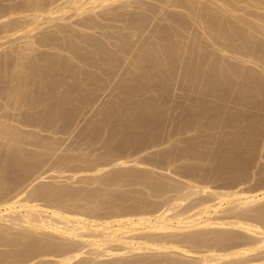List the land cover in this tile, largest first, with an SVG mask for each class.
I'll return each instance as SVG.
<instances>
[{
    "label": "bare ground",
    "instance_id": "obj_1",
    "mask_svg": "<svg viewBox=\"0 0 264 264\" xmlns=\"http://www.w3.org/2000/svg\"><path fill=\"white\" fill-rule=\"evenodd\" d=\"M16 1L9 4L10 11L6 9L7 3L6 8L4 7V10L9 11L12 17L7 14L9 18H6L4 10L1 11L3 15L0 13L3 16V20L2 16L0 17V52L4 47L0 53V96L4 94L7 97L12 93L11 97L14 95L16 97L13 100L8 96L11 101H7L6 98L7 102L5 99V103L0 102L2 103L0 116H3L0 120L4 118L0 123V137L10 136L14 121L24 126L43 127L57 121L71 119L80 110L77 109V104L80 108L81 105L86 104L89 97L83 84L74 82L85 81V76L87 80L89 76L94 79L92 75L94 72L98 74L97 71L101 72L100 76L102 74L108 78V76L120 74V71L131 75L139 70L137 72L140 74L137 75L140 76H138L140 82L136 84L141 83L148 89L155 82L157 84L155 83L154 86L158 85L163 89L172 77L182 75L178 78H183L185 87L192 91L194 88L198 90L201 88L209 95L224 97L225 101L228 96L233 99V92L232 96L231 94H227L226 98L224 96L230 87L229 91L237 86L240 87L238 83L235 86L237 81L235 79L234 82L233 79L237 78L239 82V78L244 77L248 88L240 89L244 91L237 93L244 94V97L261 95L263 99L258 96L257 100L264 101V77H262L264 75L262 74L264 72V14H256L262 10L264 13V7L260 6V8L257 3L258 7L255 6L257 12L253 8V13L251 9L248 12L245 11V5L241 4H249L246 2L248 0ZM252 1L263 3L264 0ZM131 9L134 10L131 11ZM23 11L25 13L21 15ZM189 19H197L196 27L199 30L195 28L201 33L194 29V36L191 32L189 34L188 31L192 29L193 32L194 28L190 25L191 23L189 24ZM106 20H115L119 24L110 27L102 22ZM74 25L79 26L80 29L76 30L77 27L74 29ZM107 29L111 30L107 32ZM95 30L104 39L100 36L95 37L96 34L94 37L89 35L92 32L97 33ZM186 34H189L190 38ZM89 45L92 50H89L90 48L89 51L83 50ZM206 47H210L212 51L201 52V49H207ZM45 48L50 50V52L46 51L49 53L46 56L43 55L44 52L39 53ZM36 51H39L40 57L42 55L44 57H38ZM214 53L218 55V59L213 58L216 57ZM9 56L16 58L12 62L10 60L12 57ZM8 57L10 63L7 62ZM225 57L231 58L230 61L233 58L236 62L229 61V63ZM69 59H75L74 62L78 63L74 65ZM39 60L45 62L46 68L38 65ZM35 63L39 66L38 69ZM247 63L256 65L261 71L257 69L255 70L258 72L255 71V66L253 71L246 65ZM86 67H91L94 71L88 70V73L82 76L84 79H79L81 78L79 76L84 73L82 70L89 69ZM39 68L44 71L42 72ZM61 73L66 76L62 78L64 81L61 79ZM59 75L61 76L58 77ZM6 78L10 79L6 80ZM67 78H73L70 80L73 84H66ZM129 78L132 80V77ZM95 83L93 90L99 91ZM65 84L68 85L66 88ZM138 86L126 84L125 87H128V91L133 88L130 91L131 94L132 92L135 94ZM101 88L103 90V87ZM206 92L203 93L206 94ZM237 93H234V100ZM259 97L261 99H258ZM2 98L1 96L0 99ZM52 98H56L53 99L55 102L65 101L63 99L66 98L68 101L66 100L64 105L62 103L58 105L60 103L58 101V106L55 104L56 106L53 107L52 103L50 108L47 106L46 109L42 107L40 110H31L32 113L29 115L25 112L23 115L20 109L21 115L18 114L20 107H17V104H21L20 106L26 104L36 109L38 105ZM236 99L239 103L238 100L245 98ZM53 100L50 101L54 102ZM223 100L221 101L224 102ZM251 101L246 103L249 104ZM149 102L148 100V102L143 101L134 105L131 103L128 107L121 104L125 107L123 109L121 106L122 110L118 109L119 107L116 109L112 104L106 114L119 119L127 117L128 125L133 124L138 129H144L149 135L147 130L151 131L154 118L161 112V106L158 103L155 105V102L153 104ZM256 102L253 101V103ZM263 103L259 104L260 109ZM209 104L201 105L203 111L211 110L212 106L218 105L216 103L209 106ZM14 106L16 111L12 110ZM23 106L21 108L24 109ZM135 107L141 109L137 112L138 114L135 112ZM196 110L199 111V109ZM196 110L194 111L197 114ZM13 111L15 114L18 112L17 115H13ZM212 111L215 110L212 109ZM234 114L237 119V114L233 113L229 114L230 120ZM5 118H8V121ZM227 119H224V123ZM220 121L223 122L221 119ZM229 121L227 123H230ZM250 123L253 125L252 122ZM224 125L228 127L227 124ZM16 129L14 128L13 131L19 135L20 130ZM16 135L15 137L18 136ZM230 136H225L227 139L229 137L228 140L221 137L217 141L219 146L226 141L230 142L229 156L232 158L231 161L235 159L239 165L237 169L231 171V174H228L229 178H232L228 179L232 180L230 183L232 187L234 186L232 189L211 188L209 185H199L190 179L185 182L175 181L173 175L170 176V171H168L169 176H155L153 170L137 171L130 167H144L141 161L128 160L121 155L113 154L97 165L94 163V166L82 167L84 163L82 162V165L78 163L81 165L77 167L78 170L91 173L80 178L84 182L98 184L100 187L83 189L58 183H46L42 182L46 176L38 173L37 169L29 171L28 169L33 167L28 168V166L33 164L34 167L42 168V160L45 161L51 154L53 144L43 145L34 134L31 141L30 138L27 141L32 145L41 143L44 148L30 153L31 155L28 153L27 156L23 154L24 150L21 151L22 143H26L25 137L21 135V138L15 140L13 136V141L6 142L8 148L15 146L11 154L0 151V247L5 248L3 251L0 250V264H264V189L252 191L240 185L246 179L240 171V167L247 162L242 155L245 145L242 144L244 147L241 148V141L245 139L242 140L239 137L241 139L239 141L238 136L236 138L233 136L231 140L239 141L235 142L230 141ZM128 141L135 143L136 138ZM6 143H1L0 149L3 146L4 150L8 151L5 149ZM250 145L248 147H252ZM192 149L186 151L187 156L191 154ZM235 160H233L234 163H236ZM60 161L63 164L64 159ZM72 170L73 172L67 175V180L77 176V169ZM60 171L54 170L49 173L60 174L65 170ZM229 181L226 183L229 184ZM108 185L113 186L111 188ZM121 185L128 187L140 185V190L119 191Z\"/></svg>",
    "mask_w": 264,
    "mask_h": 264
},
{
    "label": "rangeland",
    "instance_id": "obj_2",
    "mask_svg": "<svg viewBox=\"0 0 264 264\" xmlns=\"http://www.w3.org/2000/svg\"><path fill=\"white\" fill-rule=\"evenodd\" d=\"M12 1L0 0V3H1L0 8H2V9H0L1 14L3 13L1 11L4 10V7L6 8V5H5L6 3L8 5L6 9L10 11V8L8 9V7H10L9 4L17 2L16 0H15L16 2H14V0H12ZM43 1H45V0H43ZM39 2H40V0H39ZM246 2H248L249 4H247V3H244V4L241 3V4L245 5V11L247 10V12L251 9V11L254 13L253 8H254V10L256 9V12H257L256 7H258V6L264 7V1H263V3H260L257 1L255 2L252 0L251 1L248 0ZM251 2L252 3L254 2V3L252 4ZM256 3L258 6L256 5ZM54 4H56V3H54ZM259 4H261V5H259ZM238 5H240V3ZM252 5H254V7ZM247 8H249V9H247ZM6 9L4 10L5 17L7 14H9V11H7ZM133 10L131 9V11H133ZM24 13L25 12L23 11V13L22 14L20 13V14L23 15ZM28 13H30V12H28ZM258 13L264 14L263 10L258 11L256 14H258ZM17 14H19V13L17 12ZM2 15H0V17ZM9 15H7L6 18H9L8 17ZM127 15H129V14H127ZM13 16H15V15H13ZM5 17H4V19H5ZM244 17L248 18L247 16H244ZM2 20H3V16H2ZM195 20L197 21V19H194V20L189 19L188 20L189 24L191 23L190 25L192 26V28L194 27L193 32H192V29H190L188 31L189 34L192 33L193 36H194V29H195V31H197V29H198V27H196L197 25H196ZM0 21H1V19H0ZM102 22L106 23L110 27L119 24L115 20H109V21L106 20V21H102ZM66 23H65V25H66ZM76 27H77V25H74L73 28L75 29ZM78 27L76 30L80 29ZM97 30H95V31L97 32ZM107 30L106 31L109 32V30H111V29H107ZM188 32H185V33H188ZM197 32H200V31H197ZM92 33H94V34H92ZM92 33L89 35L90 36L93 35V37H94V35L96 34L97 36L95 35V37H97V38H99V36L103 37L99 34V32H97V33L92 32ZM146 33H148V31ZM197 34H199V33H197ZM188 35L186 34L187 37H188ZM195 35H196V33H195ZM188 38H190V35ZM101 39H98V40L101 41ZM103 39H104V37H103ZM102 41L105 42L104 40H102ZM4 46H7V45H4ZM211 47H213V46H211ZM2 48H4V47H2ZM2 48H1L0 53H2ZM206 48L207 49H204V50L201 49V52H205V53L207 52L208 53V51H210V50L212 51V49L210 47H206ZM208 48H210V49H208ZM85 49L87 51L92 50L90 45H89V47L86 46L85 48H83V50H85ZM73 50H75V49H73ZM76 50L81 51L82 49L81 50L76 49ZM46 51L50 52L49 49L46 50V48H45V49H41L40 52L36 51V54L38 57H40L39 53L44 52V54L43 53L42 54L46 56L47 54H49ZM3 53H4V51H3ZM186 55H189V54L186 53ZM215 55H216V57H213V56L212 57L215 59H218L219 58L218 55L216 53H214V56ZM42 56L40 58L44 57V56L43 57ZM9 57H12V56H9ZM9 57L7 59V62L10 63ZM15 58L12 57V58H10V60L12 61ZM226 58L227 57H225V60L228 62L231 59V58H229V59L228 58L226 59ZM215 59H213V60L217 61ZM69 60L74 65H76L78 63L77 61L74 62L75 59H69ZM234 60L235 59L232 58V61H230V62L235 63L236 60L235 61ZM38 62L39 63L41 62L40 64L38 63L39 66L41 65L42 67L46 68L45 62L40 61V60ZM35 64L37 65V63H35ZM38 65L36 66L37 69L39 67ZM246 65L249 66L252 70H253V66H255L254 70L257 69L259 72L261 71L256 65H251V64L249 65L248 63ZM181 67H183V66H181ZM86 68H89V69H87V70L83 69L82 72L84 71V73H83V75L81 74V76H79V77H81L79 79H82V78L84 79V77H82V76H84V74H87L88 70L90 71V69H91V67H86ZM40 69L42 72L44 71V69L39 68V70ZM257 70H255V71H257ZM93 71H94V69L90 72H93ZM137 71H139V70H136L135 71L136 73H133L131 75L126 74L125 71H122V73L120 71V74L117 73L113 77L108 76V78L101 74V76H103L102 79L100 76L101 72L99 73V71H97L98 74L94 72V74L92 75V77L94 76V79H96V80L99 79L97 82H96V80L92 79L91 76H89L88 80H87V76H85L86 77L85 81L81 80V82H79L78 80H76V82H74V83L78 82V83H81V85L83 84L82 86L87 89V91H88L87 95H89V97L87 98L86 104L84 103L83 105L80 106V108H78V104H77V109L78 110L80 109V110L77 111L75 113V115H73V117H71V119L68 118V121L67 120H61V121H57L56 123H53V124H47V126L44 125L43 127L42 126L40 127V125L39 126H33V125L24 126L22 124H18L17 121H14L15 124H13L14 126L12 127L11 119L8 116V118L10 119L9 121L11 123V127H12L11 129L14 130V128L15 129L18 128L20 130V132H19L20 136L18 134L17 135L20 138H21V135L25 137L24 140L26 141V143L25 144L22 143L23 145L21 144L22 145L21 151L24 150V151H22L23 154H27V156H28L30 153H35V152L43 150V148H44L43 145H49L51 143L53 144L52 150L50 152L51 154L47 156V158L49 160L46 158V160H48V161L42 160L43 165H42V163L39 164L40 166L42 165V168L36 167V166L34 167L33 164L32 165L29 164L28 168L30 166L33 168H31V169L29 168L28 170L32 171V169H35V170L37 169L36 171L38 173H42L43 176H46V178L42 182L58 183V184H62V185H68V186H71L74 188L92 189V188L100 187V185L94 184V183L89 184L87 182H84L83 179L80 177L88 175L90 173V171L89 172L87 171L88 172L87 173L86 170H83V171L81 170L82 171L81 172L80 170H78L79 168H77V167H79V166L81 167V165L83 163L84 164L82 167L94 166V163H95V165H97V163L108 159L109 157H111V154H113V155H121L124 159L139 160V162L141 161L142 165L144 167H142V166H141L142 168H140V166L138 168L137 167H130V168H133L134 170H137V171L153 170L155 176H157V175L158 176L159 175L169 176L170 173L168 171H170L171 172L170 176L173 175V179L175 181L185 182V181H188L190 179L192 182H195V183L197 182L199 185H209L211 188L213 187V188H218V189H221V188L222 189H232V188H234V186L232 187L230 185V183H232V180L229 181L231 177L229 178L228 174H231V171L233 169H237L239 167V165L235 159H233V160H235L236 163H234L233 160L231 161L232 158H230V156H229L231 153L230 142L226 141L221 146H219L220 144L218 142L221 137L226 138L228 135L229 136L232 135V136H230V141H235V139L234 140H231V139H233L234 137L236 138V136H238L237 138H239V137L242 138V140L245 139V141L244 140L241 141L240 138L238 139L239 141H241V145L242 144L245 145V147L242 145L241 148L243 149V147H244V149L242 150L244 153L242 155L245 156L244 157V158H246L245 161H247V162H245L244 166L240 167V169H241L240 171L243 172L242 174L245 175V177H246L245 181L243 180L244 182L240 185L241 186L243 185L242 187L244 189L248 188L252 191H256V190L259 191V189L260 190L264 189V186H262L264 184V107H263L264 103H263V106L261 104V109L259 106V104L264 102V101L259 100V102H258L257 97L258 96L262 97L261 95L257 96V94L256 95L254 94L252 96L246 95L244 97V94L242 95L240 93H237V92L244 91V90L241 91L240 89L247 90V88H248V83L244 77L239 78V82H238L237 78L233 79L234 82H235V79L237 81L235 83L236 85L235 84L234 85L237 86V83H238V85H240V87L237 86L238 87L237 88L233 85L232 87L233 88L235 87V88L231 89L229 91V89L231 88L230 87L231 85H230L229 86L230 88L228 87L229 89L226 91V94L224 96L226 98L227 94L230 95L233 92V97H232L233 99H231V97H229L227 95L229 98L227 97L226 101H225V100H223L224 97L221 98V97L216 96L215 94L209 95L208 92L201 89L200 86H199V88L201 90L200 89L198 90V88H196L197 89L196 90L194 88L193 91H192V89L190 90L188 87H185L183 78H181V77L178 78L179 76H182V75L175 76V78L177 77L176 79L172 77L167 82V84L165 85V87L168 85L166 88L164 87L165 89L160 88V86L158 87V85L154 86L156 82L151 87L152 89L150 87H149L150 89H148V87H143V85L141 83L136 84L139 81V77H140L139 75H137L138 73L140 74V72H137ZM66 73H68V72H66ZM63 74L64 73H61L62 76H63ZM262 74H264V72ZM61 75H59L58 77H60ZM67 75H69V74H67ZM62 76H61V79L66 78L65 75H64L65 77L64 76L62 77ZM95 76H97V77H95ZM135 76L136 77L139 76V77L136 78ZM0 77H1V75H0ZM129 77H132V80ZM262 77H264V75H262ZM121 78H122V81H121ZM135 78H136V80H135ZM8 79H10V78H8ZM8 79L6 78V80H8ZM71 79L73 80V78H71ZM71 79L67 78L68 81L66 82V84L70 83ZM33 80H36V79L33 78ZM116 80H117V82H116ZM128 80H130V81H128ZM87 81H88V83L86 84ZM114 81H115V83H114ZM71 82H73V81H71ZM127 82H129V83H127ZM241 82L242 83L244 82V83L241 84ZM94 83L96 84L95 86L97 87V90H99V91L95 90L96 91L95 92L93 90ZM99 83H100V85H99ZM119 83H120V86H119ZM66 84H65V88L68 86V85L66 86ZM71 84H73V83H70L69 85H71ZM126 84L127 85H134L135 84L136 86H138L139 84L140 85L138 86V88L136 87L137 89L135 88L137 90V91L134 90V91H136L135 94H133V92L131 94V91L133 90V88H132V90L130 89L131 91L130 90L128 91L127 90L128 87H125ZM231 84H232V82H231ZM244 85H245V87H244ZM101 87H103V90ZM118 87H120V89ZM89 88H91V89H89ZM186 88H188V89H186ZM236 88H237V91H236ZM125 90H127L126 93H125ZM195 90L197 91V93ZM202 90H203V92H206L207 95L205 93L201 92ZM90 91H92V92H90ZM228 91H229V93H228ZM234 93H237V94H235V97L237 95L236 98H238V99H240V97H241V99L245 98L244 99L245 101L244 100H238L239 103H237V99L235 98V100H234ZM10 94L13 96L12 93H10ZM10 94H8L9 98H13V100H15V98H16L15 95H14V97H11ZM128 94L130 95V97H128L129 96ZM238 94H239V96H238ZM123 95H126V96H123ZM1 96L3 98L0 99V102L5 103L6 98H7V101H11V99L10 100L8 99V96L5 97L6 95L4 96V94ZM230 96H232V94ZM253 96L256 98H254ZM125 97L126 98L128 97V98L126 99ZM260 97L258 99H261ZM216 98H219V99L216 100ZM249 98H250V100H249ZM4 99H5V101H4ZM53 99L55 100L56 98L49 99L48 101L50 104L48 103V101H45L46 103L45 102L41 103L40 105H38V107L36 109H34L35 107L30 108L26 104H23V105H25V107L22 105L24 107V109H23V108H21L22 106H20L21 104L20 105L17 104L16 106L20 107L19 109L18 108L17 109L22 110V112L20 110L19 113L18 112L17 113L20 114V112H21L23 115H25L23 113V112H25V113H27V115H29L32 113L31 110H33V111H35L37 109L40 110V109H42V107H44L46 109L47 106H48V108H50V105H52V103H53L52 106L54 107L57 105L58 101L60 102L58 105H61V103L62 104L65 103L66 100L68 101L67 98L63 99L65 101L57 100V102H55ZM129 99H131L132 101L130 102ZM262 99H263V97H262ZM50 100L51 101L53 100L54 102H51ZM148 100L150 101L149 103H151V104H153L155 102V105H156V103H158V105L161 106L160 114L156 115V116H158V117H156L157 120H156V118H154L155 121L153 120V122H152L153 123L152 128L154 127L153 130L151 127H150L151 131H149L150 129L147 130L150 133L149 135H147V132L144 131V129H141V128L138 129V127L137 126L135 127V125L133 126V124L132 125L129 124L130 125L129 126L128 125L129 121L127 120V117H124L126 120L124 118L119 119V117H116L117 118L116 119L115 117H111V116H108L106 114L107 110L110 107H112L111 106L112 104L116 109H117V107H119L118 109L122 110L121 104L127 105L125 107H128V106H131V103H132V105H134V104H139L143 101L148 102ZM221 100H223L224 102H222ZM113 101H115V102H113ZM126 101H127V103H126ZM128 101H129V105H128ZM230 101H234L236 104H234V102H230ZM242 101L245 105L244 104L242 105ZM249 101H251L252 104L251 103L247 104ZM253 101H255V102L257 101V102L253 103ZM203 103L206 105H208V103L213 104V105L217 103L218 105H217V107H216V105H214L215 107L212 106V109L215 110L214 112L213 111L211 112L212 109L203 111V107H202L204 105ZM0 104H2V103H0ZM210 104H209V106H210ZM124 105L122 106L123 109L125 108ZM206 105H204V106H206ZM251 105H253V106H251ZM16 106H14V109H12V108L11 109L15 110ZM82 106L85 109L81 108ZM198 106H199V108H198ZM193 107H194V109H193ZM200 107H202V109ZM195 108L199 109V111L201 110V114H199V111L196 110ZM134 109H136V111H135L136 114H138L137 112L141 111L140 107H135ZM257 109H259V110H257ZM194 110L197 111V114ZM11 113H12V111H11ZM17 113L15 114V112H14L13 115H17ZM233 113L237 114V119L235 118L236 115L234 114V115H232V118L230 120L229 116ZM244 114H245V117H244ZM247 114H249V115H247ZM219 115H220V117H219ZM233 116H234V119H233ZM1 117H3V116H0V118ZM215 117L219 118L218 119L219 122H217L218 120ZM222 117H223V119H222ZM227 117H229V119H227ZM8 118H5V119H7V121H8ZM225 118L227 120L224 123ZM2 119L4 120V118H2ZM2 119L0 120V123L3 121ZM121 119H123V120H121ZM220 119L223 120V122L220 121ZM232 119H233V121H232ZM243 119L245 121L244 122L245 127H244ZM248 119L250 122H252L253 125H251V123L248 121ZM253 119H255L258 124ZM234 120H235V122H234ZM125 121H127V122H125ZM228 121L230 123L231 122L232 123L231 124L227 123ZM247 121H248L249 125L247 124ZM3 123H6V122H3ZM209 123H211V125ZM222 123L227 124L228 127H226V125L223 126ZM215 124L217 126H215ZM17 125H18V127H16ZM19 125H22V126H19ZM126 125H128V126H126ZM218 126H219V128H218ZM222 126L226 127V128H223ZM120 127H122V128H120ZM11 129H9V130H11ZM112 129H115V130H112ZM220 129H221V132H220ZM13 130L11 131L10 136L6 137L8 139L0 137V146H1V143L4 144V143L8 142L7 140L13 141V138L16 135L15 131H13ZM241 131L242 132L244 131L246 134L244 132L242 133ZM8 132L10 133V131H8ZM21 132H22V134H21ZM240 132L245 136L243 137V135ZM29 133H30V135H29ZM239 133L241 134L242 137L240 136ZM34 134H36V137L39 138V140L42 142L43 145L40 143L41 146L39 144H38L39 146L36 144H35L36 145L35 146V145H32L31 143H29L27 141L29 138L31 141V137H33ZM222 134L223 135L226 134L225 135L226 137L223 136ZM18 136L15 137L14 139L15 140L19 139ZM130 137L134 138V139L136 138V142L130 143L128 141L131 139ZM1 138H2V140H1ZM4 139H6L5 142H4ZM126 139H128V140H126ZM228 139H229V137H228ZM247 139H248V141H247ZM238 140H236L235 142H237ZM124 141H126L127 143H125ZM250 141H252V142H250ZM247 142H249L251 145ZM192 143H193V145H191ZM245 143L247 144V147H246ZM6 145H7V143H6ZM6 145H5V147H6L5 149H8V151L4 150V147L2 146L3 148L1 147V149H0V151L2 150L1 153L7 152V153L11 154V152H12L11 150H14L13 147L15 148V146H9V148H8V145L7 146ZM249 145L252 147H248ZM191 146L193 149L191 148ZM228 146H230L229 147L230 149L228 148ZM188 149H192L191 150L192 152H191V154H189L187 156L186 151H188ZM251 149H253V150H251ZM244 150H246V151H244ZM182 151H183V153L184 152L185 153L183 154ZM226 154H228V156ZM5 155H8V154L5 153ZM227 157H229V158H227ZM26 159H29V158L26 157ZM61 159H64L63 164L60 161ZM77 159H80V160H77ZM227 159H228V161H231V162H228ZM78 163L81 165H79ZM76 165H78V166H76ZM63 167H65V168H63ZM150 167H153V168H150ZM189 167H190V170H189ZM242 167H244V168H242ZM39 168H40V170H38ZM60 168H61V171L62 170H65V171H63L60 174L59 173H55V174L49 173L50 171L52 172L54 170H57L59 172ZM72 169H77L76 170V175H77L76 177H78V178L74 177V178H69L67 180L66 179L67 175L69 176L73 172ZM119 169L120 168H116L115 170H119ZM36 171H34V172H36ZM188 171H189V173H188ZM74 172H75V170H74ZM216 172H217V174H216ZM57 174L59 176H56ZM51 175H53V176H51ZM60 175H61V177H60ZM201 175H203V176H201ZM205 175H207V176H205ZM226 181H229V184H228V182L226 183ZM225 183L228 186H226ZM238 185H239V183H238ZM108 186L110 187L111 185H108ZM108 186H106V187L109 188ZM112 186H111V188H112ZM122 186L124 188L121 189ZM133 186L134 185H129V187L126 185H121L119 191L122 190V191H126V192L128 191L129 192V191L134 190L133 192H135V189L140 190V188H139L140 185H137L134 187ZM141 190H143L142 187H141ZM101 212H103V211H101ZM4 249L5 248L0 247V250L3 251Z\"/></svg>",
    "mask_w": 264,
    "mask_h": 264
}]
</instances>
